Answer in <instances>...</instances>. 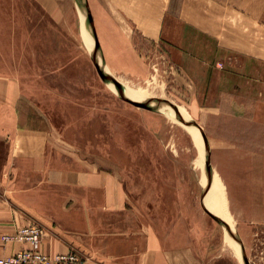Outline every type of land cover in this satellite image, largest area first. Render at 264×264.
Listing matches in <instances>:
<instances>
[{
  "label": "rangeland",
  "instance_id": "1",
  "mask_svg": "<svg viewBox=\"0 0 264 264\" xmlns=\"http://www.w3.org/2000/svg\"><path fill=\"white\" fill-rule=\"evenodd\" d=\"M91 1L97 20L99 6ZM126 1L124 12L133 15L139 0ZM156 1L140 0L137 8L148 15L137 19L142 35L134 34L141 72L117 78L166 98L201 127L226 216L249 264H264V223L242 214L264 208V7L256 8L259 20L252 18L253 1L264 0H162V8ZM84 30L77 0H0V74L19 81L22 124L64 130L60 137L79 155L109 161L122 176H147L148 185L162 176L164 221L179 197L180 209L196 210L204 232L197 256L204 254V264H237L221 252L225 230L201 206V152L188 125L118 97L97 71ZM24 179L22 171L0 166V247L15 243L2 234L33 222L17 209L26 208L23 198L12 199L13 191L27 197Z\"/></svg>",
  "mask_w": 264,
  "mask_h": 264
},
{
  "label": "crops",
  "instance_id": "2",
  "mask_svg": "<svg viewBox=\"0 0 264 264\" xmlns=\"http://www.w3.org/2000/svg\"><path fill=\"white\" fill-rule=\"evenodd\" d=\"M91 2L88 0V5L107 69L116 77L134 78L143 66L134 42V34L140 36L144 29L137 19L148 17L137 10L140 0L130 7L133 15L124 12L129 1L97 0V20ZM253 2L252 18L259 20L256 8L264 7V2ZM157 4L163 7L162 0ZM102 15L105 19L100 20ZM159 17L158 33L163 15ZM62 134L64 130L22 124L19 81L0 74V151L5 152L0 166L25 174L27 197L13 191L12 199L20 202L23 198L27 206H17L18 211L43 228L44 252L76 250L87 264L206 263L204 254L197 256V241L204 232L196 222V210H186L183 204L181 210L177 197L176 207L167 212L164 221L162 176L156 175L155 185L143 180L147 176H122L110 169L109 161L97 163L79 155L76 147L60 137ZM242 214L253 223H264L263 207L243 208ZM23 245L15 242L1 246L0 257L13 254Z\"/></svg>",
  "mask_w": 264,
  "mask_h": 264
},
{
  "label": "bare ground",
  "instance_id": "3",
  "mask_svg": "<svg viewBox=\"0 0 264 264\" xmlns=\"http://www.w3.org/2000/svg\"><path fill=\"white\" fill-rule=\"evenodd\" d=\"M80 12H81V17H82L83 23L87 28V33L85 32V30L83 31L84 40H85L86 44L88 45V47L90 48V50L91 51L93 50V53H95V55H97V60L100 61L101 60V57H100L101 53L99 52V50L97 48H96V51H94V45H93L94 40L91 36V26L89 24V21L86 19L85 13L82 11L81 8H80ZM114 81L117 83V85H119L122 88V91L126 96H129L130 98L137 99V100H139V99L140 100L141 99L142 100H148L147 101L148 105H150L152 107L157 106L158 110L167 112L166 114L168 115V117L175 123L186 124L185 122H183V120L181 118H179L178 116H176L174 114L173 109L178 110L181 113L184 120L191 118L190 115L186 111L183 110V108H180L179 106L170 104V102L164 97H156V96H152V95H147V94L141 92V90H136V88H132L130 85L121 81L117 77L114 78ZM110 86H111V88H113L112 85H110ZM156 99L160 100V102L158 103L156 101ZM186 125H188V130L191 132L192 137L194 138V140L198 144L199 150L201 152V154H200L201 158L199 160V163H200V167L202 168V172H201L202 174H201L200 178H201V183H202L203 187L205 188L204 202H205L206 208L209 211H211L212 213H214L215 215H217L220 218H222L223 220H225L230 225L231 229L233 230L235 228L226 216V214H227L226 209H225L226 203L224 201L223 190H222L221 186L218 185V183L215 179L214 171L212 170L211 175H209V177L207 175V166H205V171H204V166H203V162L205 161L204 147H203L204 144H203L201 134H200L199 130L193 124H186ZM201 149H203V151H201ZM231 235L232 234H229L225 230V239H224L225 241L222 243L223 245H222L221 252L224 254L232 256L236 260L237 264H242V262L239 258L240 257V250H239L238 243L236 242V240ZM238 254H239V256H238Z\"/></svg>",
  "mask_w": 264,
  "mask_h": 264
},
{
  "label": "built area",
  "instance_id": "4",
  "mask_svg": "<svg viewBox=\"0 0 264 264\" xmlns=\"http://www.w3.org/2000/svg\"><path fill=\"white\" fill-rule=\"evenodd\" d=\"M43 228L38 224H28L12 232L2 234L4 242L24 244L13 254L0 257V264H87V259L76 250L48 254L41 248Z\"/></svg>",
  "mask_w": 264,
  "mask_h": 264
},
{
  "label": "water",
  "instance_id": "5",
  "mask_svg": "<svg viewBox=\"0 0 264 264\" xmlns=\"http://www.w3.org/2000/svg\"><path fill=\"white\" fill-rule=\"evenodd\" d=\"M78 3H79V6L80 8L82 9V11L85 13V16H86V19L89 21V24L91 26V36L94 40V44H95V47L99 50L100 52V48H99V43H98V39H97V36L95 34V29H94V25H93V20H92V16H91V12H90V9H89V5H88V2L87 0H77ZM91 57H92V60H93V63L97 69V71L101 74L102 76V80L103 82L118 96L120 97L121 99L135 105V106H138V107H143V108H148V109H151V110H156V111H159L158 110V107L157 106H150L147 104V101L148 100H137V99H133V98H130L129 96H126L123 91H122V88L117 85V83L114 81V78L111 74V72L107 69L106 67V64L103 60V57L102 55H100L101 57V60L98 61L97 60V55H95V53L92 52L91 54ZM113 86V88H111L110 85ZM156 101L159 103L160 100L156 99ZM173 108V107H172ZM173 112L176 116H178L179 118H181L183 120V122H185L186 124H193L200 132L201 134V137H202V140H203V147H204V158H205V164L207 166V175L209 177V175H211V172H212V168H211V163H210V158H209V154H210V151H209V144L207 142V138L205 136V134L203 133L201 127L194 121L192 120L191 118H188L187 120H184V118L182 117L181 113L178 111V110H175L173 109ZM167 113V112H166ZM186 119V118H185ZM204 197H205V188L202 187V193H201V197H200V202H201V206L202 208L214 219L216 220L222 227L224 230H226L229 234H232L231 236L236 240V242L238 243V246H239V250H240V259H241V262L242 264H249L248 260H247V256L245 254V250H244V247H243V243L239 237V234L237 233L236 229H231L230 225L225 221L223 220L222 218H220L219 216L215 215L214 213H212L211 211H209L207 208H206V205H205V202H204Z\"/></svg>",
  "mask_w": 264,
  "mask_h": 264
}]
</instances>
